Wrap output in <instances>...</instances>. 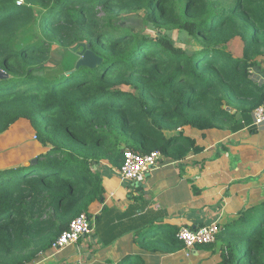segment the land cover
I'll return each mask as SVG.
<instances>
[{"label": "trees", "instance_id": "trees-1", "mask_svg": "<svg viewBox=\"0 0 264 264\" xmlns=\"http://www.w3.org/2000/svg\"><path fill=\"white\" fill-rule=\"evenodd\" d=\"M18 1L0 0V134L27 119L48 150L0 169V264L33 263L91 214L106 191L102 161L121 169L127 148L185 158L201 150L185 128L264 102L253 72L264 59V0ZM134 12L152 34L127 24ZM83 43L101 64L76 67ZM177 230L148 247L182 249ZM217 240L216 264H264V201Z\"/></svg>", "mask_w": 264, "mask_h": 264}, {"label": "crops", "instance_id": "crops-1", "mask_svg": "<svg viewBox=\"0 0 264 264\" xmlns=\"http://www.w3.org/2000/svg\"><path fill=\"white\" fill-rule=\"evenodd\" d=\"M253 72L264 81V59ZM226 109L215 127L184 129L201 150L181 159L162 154L141 182L122 179L119 168L102 161L97 169L106 191L91 209L92 231L61 250L51 248L31 264H216L220 240L169 253L153 250L148 243L165 241L168 230L178 232L182 226L218 223L224 230L247 208L264 201V122L255 125L251 110ZM13 127V140L5 143L13 145L3 144L0 155L20 152L26 136L35 132L29 120L20 119L1 133L0 143ZM42 148L40 153L48 150ZM13 160L0 169L25 163Z\"/></svg>", "mask_w": 264, "mask_h": 264}, {"label": "built area", "instance_id": "built-area-1", "mask_svg": "<svg viewBox=\"0 0 264 264\" xmlns=\"http://www.w3.org/2000/svg\"><path fill=\"white\" fill-rule=\"evenodd\" d=\"M21 0L18 1L21 4ZM254 124L261 125L264 122V102L253 110ZM160 150L150 153H139L131 149L124 150V163L120 169L121 178L141 182L145 179L146 173L155 166L162 156ZM93 219L83 212L76 216L56 241L52 244V249L61 250L69 244L75 243L86 233L92 231ZM222 227L218 223H211L197 227L182 226L177 232V238L183 243V248L194 249L200 245L215 243Z\"/></svg>", "mask_w": 264, "mask_h": 264}, {"label": "rangeland", "instance_id": "rangeland-1", "mask_svg": "<svg viewBox=\"0 0 264 264\" xmlns=\"http://www.w3.org/2000/svg\"><path fill=\"white\" fill-rule=\"evenodd\" d=\"M123 16H124V19L127 22V24L129 26L133 27L136 32H139V33L146 32V33H150V34L153 33L151 30H149V26L145 24L144 16H143L142 12H134V13H129V14L125 13V14H123ZM174 37L177 39L178 32L174 33ZM79 50H81V49H79ZM127 89H128V87H127ZM15 130H16V127H13V128H11L9 133H7L5 135L7 137L5 138L3 143H0V148H2L3 146L9 147V146L13 145V143H9V144L8 143L5 144V143L13 140ZM35 134L36 133L33 132L30 135L26 136V138L24 139L26 142H25L24 146H21L20 152L18 150L14 149V151H7L6 154L0 155V164L12 163L14 161L13 159L22 160L25 163H29L33 160L32 156L34 153H40V151H42V150L44 151L45 149L42 148V145L40 144V141ZM21 136H24V133ZM1 137H2V135L0 134V138ZM31 151L33 153H31ZM214 248H216V246H213V249Z\"/></svg>", "mask_w": 264, "mask_h": 264}, {"label": "water", "instance_id": "water-1", "mask_svg": "<svg viewBox=\"0 0 264 264\" xmlns=\"http://www.w3.org/2000/svg\"><path fill=\"white\" fill-rule=\"evenodd\" d=\"M79 47H81V50L77 51L79 58L76 62V67H95L102 63L103 59L92 50L91 45L89 43L80 44L76 48ZM2 77H6V72L0 70V78Z\"/></svg>", "mask_w": 264, "mask_h": 264}]
</instances>
